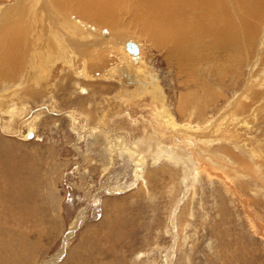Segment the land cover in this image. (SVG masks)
I'll return each mask as SVG.
<instances>
[{"label": "rangeland", "instance_id": "rangeland-1", "mask_svg": "<svg viewBox=\"0 0 264 264\" xmlns=\"http://www.w3.org/2000/svg\"><path fill=\"white\" fill-rule=\"evenodd\" d=\"M205 2L0 0V63L21 55L35 78L49 77L38 86L31 70L12 73L21 60L0 64V264H264V0H211V13ZM152 6L189 38L197 35L193 46L170 40L144 12ZM212 13L221 17L209 24ZM59 15L57 24L102 34L107 46L66 41L57 29L71 57L68 65L55 59L50 36ZM47 40L53 57L40 51ZM126 41L145 66L134 73H149L162 88L158 113L178 127L208 122L187 146L199 161L197 178L185 181L182 163L164 151L152 156L135 130L102 125L108 99L121 96L116 76L133 63ZM143 98L135 120L144 121L153 102ZM111 141L140 157L119 147L109 153Z\"/></svg>", "mask_w": 264, "mask_h": 264}, {"label": "bare ground", "instance_id": "bare-ground-1", "mask_svg": "<svg viewBox=\"0 0 264 264\" xmlns=\"http://www.w3.org/2000/svg\"><path fill=\"white\" fill-rule=\"evenodd\" d=\"M16 1V0H15ZM35 1V0H34ZM214 1V0H213ZM19 2V1H18ZM219 3V2H218ZM156 6H159V4H156ZM156 6H152L150 8H143L144 12L153 20L154 22V19L155 20H160L161 22V26L160 28L164 31H166L165 29H169L171 33H168L167 35H169L171 38L170 40H172L173 42H175L176 44H182V43H187L191 46H193V43H195L196 39L198 40V36L196 35V37L194 39H191L193 37V35L190 36V38L188 37V34H187V30L186 28L184 27H177L176 28V25H172L171 23H173V20H169L165 22V19L163 17V15L165 13L164 12V8H161V7H156ZM210 6H211V0H206V2L204 4H202V9L208 13H211V10H210ZM28 7V6H27ZM32 7V5H31ZM29 7V8H31ZM10 9V8H9ZM8 9V10H9ZM219 10V9H218ZM217 10V11H218ZM11 11V10H10ZM205 12V13H206ZM205 13L203 15H205ZM19 16V15H18ZM212 16L214 18L212 19H208V23L210 24L212 21H216L219 17H221V15H219V13H212ZM211 16V17H212ZM39 17V16H38ZM62 16L59 15L55 20H53V25L54 27L52 28H55L51 31V34L52 36L51 39H52V44L53 46H56L60 52H54L53 54H55L56 56L54 57L55 59H59L61 62L65 63V64H70V60H69V57H67V53L69 54V56L71 57V53H69V51L66 50V48L62 45H60L55 36H54V33H58L59 31H61L65 37V40L66 41H69L70 36H73L74 38L76 37H80V38H85V40H88V42L90 44H95V46L97 47V45L101 46L102 47H105L107 46V38H105L104 36H102V34L98 35H93L92 32L90 31H79V28H77V30L79 31L78 33H76L74 31V28H70L68 26H63L62 27V24L59 23L57 24L58 20H62ZM76 20V19H75ZM39 21V20H38ZM77 21V20H76ZM41 22V21H40ZM170 22V23H169ZM80 24V22H77ZM3 24V23H2ZM7 24V23H6ZM33 24V22H32ZM31 24V26H33ZM11 26V25H10ZM30 25H28L29 27ZM36 26V24H35ZM211 26V25H209ZM5 27V25H4ZM48 27V26H46ZM49 27H51L49 25ZM57 29L59 31H57ZM2 33V32H1ZM55 33V34H56ZM88 34V35H87ZM9 35V34H8ZM48 35V34H46ZM87 35V37L85 36ZM89 36V37H88ZM225 36V35H224ZM223 36V37H224ZM18 37V36H17ZM22 38V36H21ZM48 38V36H47ZM157 38V37H156ZM20 39V38H19ZM106 39V40H105ZM109 39V38H108ZM226 39V38H225ZM22 40V39H21ZM29 40V39H28ZM46 41V40H45ZM119 41V40H118ZM4 42V41H3ZM44 42V41H43ZM49 42L51 43V40H47V43H43L44 44V49L43 50H40L42 51L41 53H50V57H53L51 56L52 54V48H54L51 44H49ZM86 42V41H85ZM130 43H132L131 41H129ZM160 42H162V39L160 38ZM110 43H113V44H110L109 46H112L114 45V42H110ZM27 44V43H26ZM136 46V50H137V54L135 56H137L139 54V47H137V45L135 43H132ZM3 45V44H2ZM1 45V46H2ZM52 46V48H51ZM85 46V45H84ZM126 46V45H125ZM28 47V46H27ZM27 47L25 46V48L27 49ZM35 47V46H34ZM39 47V46H38ZM114 47V46H113ZM118 47V45L116 46ZM24 48V49H25ZM29 48V47H28ZM51 50H50V49ZM120 48V47H119ZM126 48V47H125ZM31 49V48H30ZM34 49V48H33ZM50 51H49V50ZM121 49V48H120ZM65 50V52H64ZM34 51V50H33ZM191 52V51H190ZM31 53V51H30ZM29 53V54H30ZM61 54V56H60ZM45 55V54H44ZM19 56V55H18ZM17 55L14 56V60L12 61H8V62H4V63H0L2 64V66H4L3 64H8V65H13L17 62H19V60L22 61V65L18 66V65H13V71L12 73H18L19 71L20 72H23L22 74H27V73H30L29 70H31V75L33 76V81L35 83H37L36 85L38 86H42L43 84L46 85L48 79V75L47 76H44L45 73H42L41 75L43 76H40V77H37L35 78L36 76H34V70H35V66L34 64L32 65L31 63H29V61H27L26 59V63L27 65H24L23 62L24 60H22V57L21 55L18 57ZM31 56V55H30ZM135 56H129L131 57L130 59L133 61V63L131 64V66L125 71V75L124 76H116V77H119L121 79V83L123 86L122 88L120 89V95L122 96V98L120 99L119 97V93L116 92V98H115V103L113 102V98H109L108 102H107V110L104 111V115H102V125L103 126H108L109 124L115 126L117 129V132L118 131H122V132H126L125 130L129 129V130H135L136 132L139 133V138H138V142L140 143H143V140L146 141L147 145V149H149L150 151L153 150V148L155 149V152L152 156H155L157 158H161L162 157V154L161 152L164 151V153H168L166 154L165 156L168 157L172 162H176V163H182L183 165V170H185V172H183V179H185V181H188L189 179L192 180L193 178H197L198 177V174H199V169H200V165H199V161L197 158L194 157V155L189 152V148L187 146H191V143H193V140H191L190 138H193L195 139L196 136H197V133L202 131L203 127H206L209 125L208 122L206 124H201V125H197V124H193V125H190V124H187L185 123L184 126H180L178 127L177 125L173 124L172 120L170 118H168L165 114V112L163 111L162 113H158L157 110L160 111L161 108H163L164 106V103H165V98H164V95H162V88L160 87L159 83H157L156 78H152V75L150 76L149 73H146V74H140V73H135L134 74V69H137V70H143L145 68L144 64L142 63L141 66H140V61L135 57ZM32 57V56H31ZM140 57V56H138ZM185 57H186V54H185ZM3 58V57H2ZM29 58V57H28ZM54 58H51L52 60H54ZM5 59V58H3ZM25 59V58H24ZM128 59V57H127ZM7 60V59H6ZM123 61V60H121ZM126 61V60H125ZM60 62V63H61ZM126 64V63H124ZM129 64V63H128ZM36 65V64H35ZM42 65V64H41ZM1 66V65H0ZM264 67V65H262ZM5 67V66H4ZM11 67V66H10ZM28 67L25 71L21 68H26ZM124 67V65H123ZM140 67V68H138ZM1 69V68H0ZM9 69V67L7 68ZM45 69V68H44ZM121 69V68H120ZM125 69V67H124ZM123 69V70H124ZM48 70V69H47ZM110 70H113V68H111ZM2 72V70H1ZM120 72L119 69L116 70V73L118 75V73ZM9 73V72H8ZM21 74V73H20ZM123 74V73H122ZM2 75V73H1ZM37 75V74H36ZM39 75V74H38ZM46 75V74H45ZM113 75V74H112ZM11 77V75H10ZM23 77V76H22ZM21 77V78H22ZM29 78H31L29 76ZM49 78V77H48ZM6 79V78H5ZM128 79V80H127ZM147 79V80H146ZM1 80V79H0ZM127 80V82H130L131 84L133 83L134 85L132 86L133 88L131 90L129 89H125L124 88V83ZM119 81V80H118ZM8 82V81H7ZM24 82V81H23ZM129 83V84H130ZM6 84V83H5ZM128 84V85H129ZM35 85V86H36ZM48 85V84H47ZM32 87V86H31ZM37 87V86H36ZM44 87V86H43ZM17 90V89H15ZM25 91V89H24ZM32 91V90H31ZM14 91H11L10 92V96H15L14 95ZM141 97H139L138 95L141 94ZM6 95V94H5ZM4 95V96H5ZM145 95V96H144ZM1 97V96H0ZM9 97V96H8ZM143 97H148L149 99H151L153 102H149L150 103V107L147 108V111H146V119H148V121H146V119L144 121H142L141 119L140 120H137L138 119V115L140 113H137V112H141V111H134V108L136 106V109H138L139 107L141 108L140 110H143L142 107H144L143 105V101H144V98ZM163 99V101L160 102V99ZM182 100H180V102L178 103L177 105V108H176V111H180L182 112V109L184 108L185 106V102H184V98H181ZM133 101H136L134 105H131ZM20 102V101H19ZM164 102V103H163ZM26 103V102H25ZM110 103V105H109ZM153 103V104H152ZM238 103V99H235L233 101V106L232 108ZM22 105H25L24 103L21 104L20 106ZM27 105V104H26ZM146 105V104H145ZM4 106V104H3ZM52 106V105H51ZM6 107V106H5ZM23 107V106H22ZM26 107V110H27V106ZM54 108V106H52ZM146 107V106H145ZM237 107V106H236ZM231 108V110H232ZM2 109V108H1ZM50 109V108H49ZM55 109V108H54ZM108 110H110V113L108 112ZM139 110V109H138ZM2 113H6V114H9L10 116L12 114H15V109H10V108H7V109H2ZM28 111V110H27ZM48 111V109H47ZM192 111V110H191ZM108 113V114H106ZM129 113V114H128ZM23 114V113H21ZM40 114V113H39ZM134 114H137L138 117H136L137 119L135 120V116ZM17 115V114H15ZM26 115V114H25ZM71 115V114H70ZM74 114H72L73 116ZM122 116V118L120 119H117L118 116ZM187 115H192L191 112L187 113ZM33 116V115H32ZM15 117V116H14ZM25 117V116H24ZM31 117V116H30ZM74 117L76 118V115H74ZM144 117V116H143ZM211 117V116H210ZM13 118V117H11ZM72 118V117H71ZM141 118V117H140ZM86 119V118H85ZM34 117L29 120V126L30 124L33 122ZM76 120V119H75ZM7 121V120H6ZM137 121V122H136ZM21 122V121H20ZM11 121H9L7 123L8 128H10L11 126ZM34 123V122H33ZM77 123V122H76ZM220 123V122H219ZM6 124V123H5ZM25 124V123H24ZM23 124V125H24ZM36 124V122H35ZM6 125V126H7ZM220 125V124H219ZM36 126V125H35ZM25 127V126H24ZM30 133L33 134L32 132L34 131V127L33 126H30ZM20 130V129H19ZM7 131V130H6ZM8 131H10L8 129ZM181 131V135L180 134H176L177 132H180ZM103 133V132H102ZM22 135V134H21ZM128 135V134H127ZM180 135V136H178ZM32 135H30L31 137ZM27 137V136H26ZM33 137H34V134H33ZM184 137H188V141L187 140H184L183 138ZM117 142V141H116ZM156 144H155V143ZM186 143V144H185ZM134 144V143H133ZM152 144L154 146H152ZM167 144V145H166ZM159 145V146H158ZM117 146V147H116ZM135 146V145H134ZM144 146V145H143ZM118 147L119 149L121 150V152H119L120 154L121 153H124L125 155H129V157H132V156H137V157H140V154H137V151L135 149V147H125L121 144H119L118 142L115 143L113 141H111L109 147H108V151L109 153H112L113 155H115V152H117L118 150ZM173 147V148H171ZM148 151V150H147ZM161 151V152H160ZM177 151L178 153L180 154L181 153V156H177ZM145 153V152H144ZM148 153V152H146ZM123 154V155H124ZM137 154V155H136ZM147 155V154H146ZM145 156V155H144ZM164 156V157H165ZM123 157V156H122ZM142 157V156H141ZM150 157V156H149ZM135 158V157H134ZM133 158V159H134ZM128 159V158H127ZM143 159V158H142ZM141 159V161H143ZM139 161H140V158H139ZM140 161V162H141ZM190 174H192L190 176ZM25 175V174H24ZM28 176V175H27ZM55 208V207H54ZM82 218H76L75 219V223L73 224V226L77 227L82 221Z\"/></svg>", "mask_w": 264, "mask_h": 264}, {"label": "water", "instance_id": "water-1", "mask_svg": "<svg viewBox=\"0 0 264 264\" xmlns=\"http://www.w3.org/2000/svg\"><path fill=\"white\" fill-rule=\"evenodd\" d=\"M126 50L130 55L135 56L137 54L136 46L129 41H126ZM30 138V135H27Z\"/></svg>", "mask_w": 264, "mask_h": 264}, {"label": "crops", "instance_id": "crops-1", "mask_svg": "<svg viewBox=\"0 0 264 264\" xmlns=\"http://www.w3.org/2000/svg\"><path fill=\"white\" fill-rule=\"evenodd\" d=\"M135 74V73H134ZM136 75V74H135Z\"/></svg>", "mask_w": 264, "mask_h": 264}]
</instances>
